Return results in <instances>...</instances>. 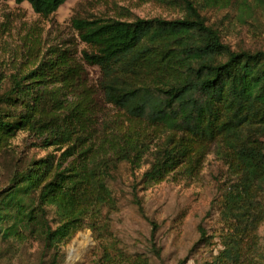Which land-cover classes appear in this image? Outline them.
Masks as SVG:
<instances>
[{"label": "trees", "instance_id": "1", "mask_svg": "<svg viewBox=\"0 0 264 264\" xmlns=\"http://www.w3.org/2000/svg\"><path fill=\"white\" fill-rule=\"evenodd\" d=\"M13 1L47 18L68 0ZM166 1L183 2L187 16L72 19L90 48L82 61L100 73L95 91L66 52L11 76L7 86L0 81V152L19 132L60 152L31 162L0 191L1 240L34 235L54 251L50 264H59L64 254L55 248L82 229L97 242L111 237L116 202L107 182L119 164L139 168L156 149L147 181L193 178L214 152L226 176L217 210L221 250L210 264H264L257 235L264 222V51L233 50L191 3ZM98 102L108 107L99 117ZM155 230L152 224V239ZM199 237L207 239L202 228ZM152 249L159 256L153 240Z\"/></svg>", "mask_w": 264, "mask_h": 264}, {"label": "rangeland", "instance_id": "2", "mask_svg": "<svg viewBox=\"0 0 264 264\" xmlns=\"http://www.w3.org/2000/svg\"><path fill=\"white\" fill-rule=\"evenodd\" d=\"M186 1L233 50L264 51V2L257 5L249 0L242 6V0H230L211 7L204 0ZM186 16L181 1L68 0L47 18L35 14L26 2L17 5L13 0L1 1L0 81H5L7 86L11 76L28 74L54 54L66 52L74 66H81L87 85L95 91L100 73L96 67L82 61V53L90 48L81 42L72 27V19L173 21ZM94 110L99 117L107 113L108 107L98 102ZM155 150L139 168L132 169L121 163L112 172L107 182L116 202V210L109 216L111 237L97 242L91 230L82 229L55 248L64 254L63 260L57 259L59 264H127L137 256L147 264L212 262L221 250L217 210L226 167L211 152L196 177L169 175L159 182L147 181L145 173L152 165ZM50 154L58 156L60 152L43 148L27 132H19L0 152V191L8 187L15 173ZM48 220L54 228L53 210ZM152 224L156 227L153 239ZM200 228L206 233V241H200ZM257 235L260 250L264 251V222ZM23 236L20 240L0 239V264H50L53 261L54 251L45 250L40 239L26 232ZM152 240L159 256L153 252Z\"/></svg>", "mask_w": 264, "mask_h": 264}]
</instances>
